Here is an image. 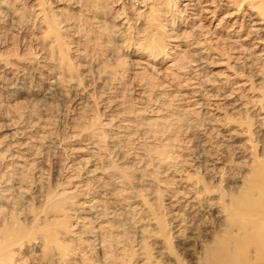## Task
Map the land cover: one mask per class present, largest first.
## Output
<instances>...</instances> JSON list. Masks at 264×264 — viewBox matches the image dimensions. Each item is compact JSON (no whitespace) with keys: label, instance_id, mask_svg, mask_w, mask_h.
Segmentation results:
<instances>
[{"label":"rangeland","instance_id":"1","mask_svg":"<svg viewBox=\"0 0 264 264\" xmlns=\"http://www.w3.org/2000/svg\"><path fill=\"white\" fill-rule=\"evenodd\" d=\"M233 3L0 0V264L200 263L264 155Z\"/></svg>","mask_w":264,"mask_h":264},{"label":"bare ground","instance_id":"2","mask_svg":"<svg viewBox=\"0 0 264 264\" xmlns=\"http://www.w3.org/2000/svg\"><path fill=\"white\" fill-rule=\"evenodd\" d=\"M233 1L257 7L264 14V0ZM223 210L228 215L224 229L205 247L199 264H264V155L252 165L246 188ZM12 232L20 233V227Z\"/></svg>","mask_w":264,"mask_h":264}]
</instances>
